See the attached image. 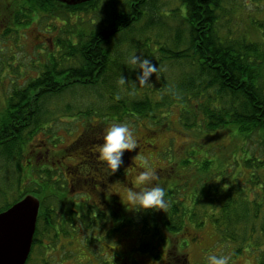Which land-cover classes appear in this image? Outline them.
Masks as SVG:
<instances>
[{
	"label": "trees",
	"instance_id": "1",
	"mask_svg": "<svg viewBox=\"0 0 264 264\" xmlns=\"http://www.w3.org/2000/svg\"><path fill=\"white\" fill-rule=\"evenodd\" d=\"M102 2L105 8L99 15ZM7 9L6 25L0 26V71L19 62L14 53L20 52L22 40L11 36L17 26L28 29L35 23L40 37L58 32L50 43L36 45L37 75L5 91L0 109V212L28 194L40 199L32 251L38 245L48 255L67 246L75 254H98V244L102 247L127 229L136 230L138 251L158 260L162 254L155 249L163 230L180 233L189 225L212 224L219 242H227L234 255L247 252L264 264L263 0H91L75 6L56 0H13ZM245 12H252L247 14L248 28L240 26L239 15ZM256 12L260 18L254 17ZM250 33L259 35L258 40ZM8 40L18 51L9 52L13 49L7 48ZM130 54L147 57L158 67L149 83L139 84L140 70L127 63ZM174 112L182 132L198 139L225 130L230 134L235 146L231 157H240L243 164L234 182L229 170H222V158L212 152L217 147L207 145L201 154L206 146L194 141L199 157L192 151L195 158L175 163L182 167L180 174H188L166 191L170 206L161 210L163 214L148 210L125 218L121 201L117 205L104 189L92 190L97 178L100 187L106 186L124 170L110 175L98 152L92 157L89 150L81 165L64 166L59 160L65 174H76L78 200L86 201L85 206H74L81 213L76 224L73 211L58 223L52 210L69 203L62 171L36 157L39 153L70 159L76 154L78 142L59 152L49 147L59 141L57 128H97V138L89 143L100 146L104 130L99 124L107 120L150 125L148 132L153 133L154 128L169 129ZM41 134L48 138L37 141ZM255 137L261 139L259 151L249 145ZM81 170L91 173L79 175ZM249 175L254 186L245 191L238 180ZM60 232L64 242L54 239ZM48 234L52 241L38 243ZM101 234L105 239H99ZM77 235L85 240H76ZM42 264L50 263L44 259Z\"/></svg>",
	"mask_w": 264,
	"mask_h": 264
},
{
	"label": "rangeland",
	"instance_id": "2",
	"mask_svg": "<svg viewBox=\"0 0 264 264\" xmlns=\"http://www.w3.org/2000/svg\"><path fill=\"white\" fill-rule=\"evenodd\" d=\"M121 1L125 2L127 0ZM100 5L101 6L98 12L99 15L104 12L105 8L103 2L100 3ZM252 12H245V15H239V20H241L240 26L245 28L246 25L248 28L250 23L247 14L250 15ZM82 16L86 15L82 14ZM254 17L260 18L261 14H258L256 12V15ZM18 27L19 30L17 32L13 31V34L11 36H17L18 38L20 37L23 47L20 49V52L14 53V55H17V57H14V59L19 60V62L15 60L14 62H12L15 63L16 66L9 67V65H6L5 68L0 71V109L3 107V103H5V91L8 92L9 90H12V86L14 85V83L19 82L20 84H24L28 79L37 75V69L35 68V66L39 65L38 60L40 58L36 53H34L36 45L40 44L39 42L47 44L50 43L53 35H56L58 33L55 32L52 37L51 34L48 33L43 35V37H40L41 34L39 33V28L35 23H33L28 29L20 28L22 26H17V28ZM250 36L254 40H258L259 35L257 37H253L250 33ZM7 42V48L13 49L12 43H9V40ZM14 51L18 50L13 49V51L9 52L12 53ZM2 54L5 56V58L7 57L4 51L2 52ZM17 66H19V69L17 70V72H15L14 68H17ZM11 80H14L12 84ZM178 118V112H174L171 116L173 125L171 124V127L169 129L156 130V128H154L155 130L153 133L148 132L149 128H152L150 125H129V127L133 130L135 138L139 139L141 142L146 139L149 145L142 146L144 145V142H139L140 148L130 152L126 158L122 157L124 164L120 168H118V170L123 169L124 174L123 176H120L118 178L116 177L114 180H112V182H110L118 192L120 201L125 207V212L127 213L125 214V218L132 217L135 215L134 213H136L133 210H129L125 206V204L128 203L127 191L129 189L139 190L142 187H149L158 183L167 191L169 190L171 185L183 182L184 175H187L188 173L185 174V172H182V174H180L182 167L180 164L175 166V163H181V161L187 157L193 158L194 155H192V151H194L196 159H198V150L193 145L196 142H198L199 144H204L203 146H206L201 151V154H205V150L209 148V146L207 145L213 144L217 147V152L215 150H213L212 152H215L217 154V157L222 158V161L225 164L222 170H229L231 181L234 182V180H236V176L239 174V169L243 167L240 157L235 155L233 158L231 157L235 146L231 145V137L226 130L220 133L216 132L214 135H212L213 137L202 136V138L198 139V136H195V134L188 135L182 132V127L179 125ZM113 123L116 122L107 120L106 122L99 124V126L102 130L105 131V129ZM97 125H95L94 127H96ZM66 129L68 128H64V126L57 128L56 134L57 136H59V141H57L56 144L49 143V147L52 148L53 152H59L70 147L74 142H78V148L73 152H76L73 157H71L70 159H67L65 156L57 157L48 155L44 157L45 155L39 153L36 154V157L39 162H50L49 164L53 167V169H61V180L63 185H65V187L67 188L65 192V195L68 199L67 201L70 202L76 200L77 202H79L78 198L75 199L73 197L75 193L80 192L79 185L75 184V182H72V179L75 178L76 174L74 176L72 175V173L65 174L64 167L61 166L62 164L59 162V160H64V166H73L75 164L81 165V163H79V160H83L85 156H88L87 152H89V150H91V156L94 157V155L98 152L99 146H97V144L95 143H89V141L91 140L92 142L94 138H97L95 134L97 128L93 129L92 132H90V129L84 130L82 126H70L71 132L67 131ZM256 136L259 138L258 135ZM46 138H48L46 135L41 134L37 137V141H41ZM258 138L255 137L254 139H252V142H249V145L252 147V149L256 151H259L261 149L259 148V146L261 145V139ZM81 153H83L84 156L81 155ZM236 159L238 161H236ZM145 162H147L148 166H150L154 170L155 179L151 181V185H137L134 183L135 177L141 170L144 169ZM244 170L249 172L250 169ZM90 173L91 172L89 171L86 172L81 170V173L79 175H86ZM158 174L160 175V178H158ZM186 178H189V175L186 176ZM238 181L243 184V188L245 191L253 185L250 175L246 176L244 180L240 179ZM84 188L86 189V184ZM157 213L159 215L163 214L161 210H157ZM124 230V233L121 232L122 234L109 239V242L104 243V245L102 244V247L100 246V244H98L97 246L100 253L109 252L108 247H106L105 245H111L114 246L115 253H118L120 255L116 258V260H114V264H122V260H124L125 255H127L128 259H130L131 261H136V263L134 264H152L153 258L147 253L141 251L139 252L137 249L139 243L138 237L136 236V230ZM87 233L90 234V232ZM95 233H97V229L95 230ZM162 233L163 240L159 243L160 247L158 246L155 250H159V252H161L163 256L165 255V252H167V250H176L181 259H183L184 256L188 258L186 261L187 263L185 262L183 264H207V257L211 254L229 255L231 257L229 264H257L255 258L252 255H249V253L245 252L244 254L234 255L232 253V247L229 245L227 247V242L226 244L223 242H219V236L212 224H208L201 228L197 227L196 224L194 226L189 225L186 230L180 233H173L164 230L162 231ZM47 242L48 240L46 239V243ZM40 248L41 246H38L36 248V253L30 260L29 264H37L38 259L40 260V264L44 262V259L50 260V263L52 262L54 258L53 253L49 251V253L51 254L47 255V253L42 252ZM71 248L74 249L75 245H72ZM158 262H156V264Z\"/></svg>",
	"mask_w": 264,
	"mask_h": 264
},
{
	"label": "clouds",
	"instance_id": "3",
	"mask_svg": "<svg viewBox=\"0 0 264 264\" xmlns=\"http://www.w3.org/2000/svg\"><path fill=\"white\" fill-rule=\"evenodd\" d=\"M127 63L139 69L137 75L139 84L149 83V78L158 71V67L147 57L130 54ZM121 85L126 83L123 76L120 77ZM103 143L99 146L98 154L101 162L110 170V175L120 168L124 161L122 159L125 150L131 152L138 147V141L133 134V130L126 123H113L107 127L102 137ZM155 179L154 170L145 162L144 169L135 177L134 183L137 185H151ZM127 201L125 206L135 212H146L148 210H166L170 202L166 199V189L160 184L149 187H142L139 190L129 189L127 191ZM229 255L211 254L207 257V264H229Z\"/></svg>",
	"mask_w": 264,
	"mask_h": 264
},
{
	"label": "flooded vegetation",
	"instance_id": "4",
	"mask_svg": "<svg viewBox=\"0 0 264 264\" xmlns=\"http://www.w3.org/2000/svg\"><path fill=\"white\" fill-rule=\"evenodd\" d=\"M12 1L13 0H0V26L1 27L6 25V20L9 17L7 6L9 4H11ZM58 2H60V1H58ZM61 3H63V2H61ZM137 141H138V147L135 150L140 148V143L144 142V145H142V146H148L149 145L147 143L146 139L143 142H141L139 139H137ZM129 153H130L129 151L125 150L123 158H126ZM157 176H158V178H160L159 174ZM95 177H97V176L95 175ZM112 180H114V179H112ZM112 180L108 181L106 183V186L100 187V185H99L100 180H99V178H97V180H95L96 185L94 186V188L92 187V190L96 193L101 191L102 189L106 190L108 192L107 195L109 196V194L111 193V196H114V197H110V196L109 197L115 198L117 205H119L118 204V203H120L119 194L116 191V189L111 185L110 182H112ZM67 181H68V179H67ZM74 181H76V178L72 179V182H74ZM78 193L79 192H77L73 195V197L75 199L78 198L77 197L79 195ZM80 201L81 202H77L76 200H74L73 203L69 202L67 204L60 205L59 209L52 210L51 215L53 217L56 216L58 223H60L64 216L69 217V212L73 211L74 216L72 218V223L76 224L79 220H81V213L77 212V210L75 209L74 206H81L79 203H81L83 206H85L86 198L85 197L81 198ZM51 208H53V206H51ZM39 212H40V210H39ZM114 224H116V223L113 222V224H112L113 228L112 229L115 230L117 227L115 226V228H114ZM106 231L109 233V230H106ZM105 235L106 234H101L99 236V239H105V237H106ZM51 236H52V234H48L46 238L40 237V241L38 243H45L46 239L48 240V242L52 241ZM54 239H56L59 242H62V241L64 242L66 240V238L64 237V235L61 234V232H60V236L55 237ZM76 240H78V241L85 240V237L77 235ZM67 242H69V241L67 240ZM103 243H106V242H103ZM105 246L108 247L109 252H107V253H103V252L100 253L99 252L98 254H90V253H84V252L75 254V253H72L70 248L69 247L67 248V246H65L63 251L58 247L57 249H55L54 251L51 252L54 255L52 262L50 263V260H48V261L50 264H114V260H116V258L120 255L118 253H115L114 246H111V245H105ZM37 247H38V245H36V248ZM36 248L33 251L31 249L32 253L30 252L28 260L32 259V257L36 253ZM51 253H48V255ZM88 258H90V263L88 262L89 261ZM187 259H188L187 257L186 258L184 257V259H181V257L178 255L176 250H172V251L167 250V252H165L164 256L161 255L160 259L155 260L153 258L152 264H156V262H158V261L159 262L157 264H183L187 261ZM28 260H27L26 264H29ZM171 260H174V261H171ZM122 261H123L122 264H134V263H136V261H131L130 259H128L127 255L124 256V260H122ZM37 264H40L39 259L37 261Z\"/></svg>",
	"mask_w": 264,
	"mask_h": 264
},
{
	"label": "water",
	"instance_id": "5",
	"mask_svg": "<svg viewBox=\"0 0 264 264\" xmlns=\"http://www.w3.org/2000/svg\"><path fill=\"white\" fill-rule=\"evenodd\" d=\"M75 6L91 0H56ZM40 200L33 194L0 213V264H26L31 252Z\"/></svg>",
	"mask_w": 264,
	"mask_h": 264
}]
</instances>
